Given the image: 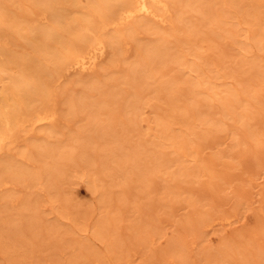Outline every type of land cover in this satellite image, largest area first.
Returning a JSON list of instances; mask_svg holds the SVG:
<instances>
[{
  "label": "bare ground",
  "instance_id": "bare-ground-1",
  "mask_svg": "<svg viewBox=\"0 0 264 264\" xmlns=\"http://www.w3.org/2000/svg\"><path fill=\"white\" fill-rule=\"evenodd\" d=\"M208 3L209 0H0V189L9 185L35 189L33 202L20 199L22 210L33 213L40 202L37 200L44 197L51 208V220L59 222L46 227L55 233L61 230L60 235H73L83 219L81 227L86 226V218H80L79 223L80 212L71 211L82 203L73 202L65 194L67 190L62 194L59 187L68 169H78L74 170L75 177L85 183L91 196L89 203L102 208L90 233L105 246V252L97 255L103 264L121 262L117 250L122 249L123 236L118 224L124 222L120 206L126 203L129 188L150 196L156 192L154 180L165 174L168 194L179 197L187 192L183 185L189 183L187 178L207 176L211 182L218 178L215 167L221 158L243 159L248 150L251 161H257L264 154V9L250 3L241 7L244 15L232 16L227 6L224 13L213 16ZM235 18L238 22L232 24ZM208 25L209 32H204ZM240 31L248 34L247 41H238ZM225 39L228 44H222ZM230 47L236 49V55L228 54ZM129 49L133 50L131 61ZM234 57L238 60L233 63ZM230 62L233 66L226 71L223 64ZM121 63L124 67L117 69ZM157 71L161 72L160 79H156ZM72 72L75 77L66 80ZM142 88L152 95L150 101L141 97ZM149 103L158 130L152 128L145 140L139 123ZM58 119L64 125L73 123L77 127L67 140L53 144L50 139L54 135L63 136L56 126ZM197 126H202L204 133L195 131ZM133 133L141 142L133 143ZM230 135L227 154L213 151L203 156L202 152L215 148V144L223 146ZM242 146L247 149L233 152ZM143 154L147 156L145 160L141 158ZM172 155L177 157L172 159ZM37 161L42 166L33 171L30 163ZM102 176L122 189L114 215L107 210L113 193L105 188L107 182ZM209 183L200 184V189H211ZM16 195L10 190L0 194V200L10 199L9 207L14 208L19 200ZM163 201L167 204L168 196ZM1 206L3 213L5 206ZM21 218L9 220L4 231L0 228V251L8 261L20 249L17 246L22 232L31 234L30 241L35 239L33 220ZM230 218L220 220L224 225ZM218 219L210 216L202 227ZM132 227L143 230L144 223H134ZM227 240L221 238L219 244L225 246ZM75 241L71 238L73 250L81 246ZM179 243L169 246L168 257L181 255ZM64 244L61 246L65 249ZM217 248L222 261L230 257L223 247ZM204 253L201 256L211 263L210 255ZM256 256L246 264H264V255ZM185 261L190 263V259Z\"/></svg>",
  "mask_w": 264,
  "mask_h": 264
},
{
  "label": "rangeland",
  "instance_id": "rangeland-1",
  "mask_svg": "<svg viewBox=\"0 0 264 264\" xmlns=\"http://www.w3.org/2000/svg\"><path fill=\"white\" fill-rule=\"evenodd\" d=\"M250 3L253 5H259L262 7V9H264V0H234V2H230V0H211L210 2L209 0L207 7H210V9L213 11V16L221 15L222 13H224L227 6H229L230 15L234 16V14L239 13V15L241 16V14L244 15L241 7ZM235 21L238 22V18L232 20L231 23L236 24ZM261 25L264 28V20L261 22ZM208 27L209 25L205 29H203L204 32H209ZM242 27L246 26L242 25L241 28ZM220 28H226V26H222ZM237 34L238 41H247L248 34L244 35V32L242 31L238 32ZM224 43L228 44L229 42L225 39L222 41V44ZM233 45L234 47L238 48L237 45L240 44L237 43V45ZM212 46H215V44ZM234 47H230L228 49V54H232L233 56L237 54V51ZM249 55L250 54H248V56ZM128 57L129 61L133 60L132 58L134 57L132 49H129ZM237 60L238 58L234 57L232 59V62L234 63ZM230 63L223 64V67L226 71H230L231 67L233 66V63H231V65ZM118 66L119 68L117 67V69H122L124 67V64L121 63L118 64ZM115 75L118 76L119 74ZM155 76L156 79H160L161 72L157 71L155 73ZM74 77L75 73L72 72L66 76V80H71ZM256 77L257 75L253 76L254 79ZM192 78L193 77H191V80ZM141 91L143 93H140ZM139 93L141 94V97H143L144 101H150L152 95H150L148 91L144 90V88L139 90ZM149 106L151 107L152 103L144 106L142 111L143 114L141 117L142 119L140 118L139 123V132L142 133V138L145 140L147 139L148 132H150L152 128L158 130V128L154 127V121L152 120V118H154V110ZM58 121L59 119L57 120L56 126H58L57 129L61 131V133H63V136L54 135V139H50V142H52L53 144H57L60 141L62 142L67 140L68 136L71 134L70 131L74 132L77 127V125L73 123L64 125L61 120L59 122ZM202 129V126H197L195 128V131L204 133V130ZM132 136L135 137L134 139H132L133 143L141 142L138 134L136 135V133H133ZM220 136L221 140V138L224 136L223 134ZM231 138L232 137L230 135L223 146H217V144H215V148H212L210 150L206 149L202 152L203 156L208 157L210 156V154H214V152L227 154V148L231 145ZM245 149L244 146H242L241 149L236 148L233 152L236 153L238 151L237 153H240ZM141 152L145 153L146 150L141 149ZM245 153L246 155L244 154L245 157L243 159L236 158L234 160H231L228 158H221V161L218 160L219 162L217 161L216 163L220 166L218 165V167H215L218 178L214 179V181L212 182L208 180L207 176H204L202 178L190 177L185 179L189 181V183L183 184L187 192L179 197V194H168V191L166 190V187L168 185V181H166L168 180V178L166 176L168 175L165 174H160V178L157 177V179H155L156 181L154 180V184L152 185L153 190H156V192H154L155 194L153 193L154 195L152 194L150 196H147L145 193H139L137 190L129 188L128 199L124 198L126 203L120 206L124 211V215H122V219L124 220V222L118 224V227L120 228V230L118 231L124 239H122V249L117 250V255L121 259V262L114 261V264H144L145 262V264H185V262L186 264H194V262L197 264H246L245 261L253 260L257 257L256 255H264V154L257 157V161L255 159H253L254 161H251V152L245 150ZM176 157V155L171 156L172 159H175ZM141 158L145 160L147 156L143 154ZM258 161L261 165L257 163ZM251 162H254L253 165ZM30 166L33 171H35L42 165L40 161H37L35 163L33 162L32 164L30 163ZM261 166L263 170H261ZM74 170L78 169L72 166L66 171L65 178L67 180L64 178L61 182V184L63 183L62 186L60 185L61 188L59 187L62 194H64L63 192L67 190L65 194L70 195L73 198V202L77 203L79 201L77 204L82 203L77 208H71V211L72 213L75 210L78 213L80 212L78 222L81 223L80 218L84 217L86 218V226L81 227L82 223L85 221L82 218V223L80 224V226H77V228L73 232V235H60L61 230L55 233L49 229L50 227H46L49 226L50 223L58 225L59 222L51 220V208L44 197H41L37 200V202L40 201L38 204L35 203L36 205L34 207L36 212L34 211L33 213H31L32 211L27 210V212L26 210H22L20 199H26L29 202H33L36 199L34 197L36 193L35 189H28L24 186L14 185H9L3 189H0V194H5L6 192L13 190L14 193L18 195L16 196L19 197V200L16 199L17 201L14 203V208H10V199L5 198L2 201L0 200V207H2L1 205L5 206L4 212L0 213V221L2 220L0 223V228L4 231L6 227L5 224L9 220H18L19 216V218L24 217L27 220H33L36 229L34 232V241H30L31 234L25 233L27 234L25 237V234H23L24 232H22V234L20 235V238L22 240H20L18 246L16 244L17 248L20 247V249H17V254H15V256L12 258L13 260L11 259L13 262L8 261L5 255H3L4 253L0 251V264H6V262L7 264L9 262L10 264H74L73 262L75 260V264H77V262H84V264H103L100 260H98L97 255H102L103 252H105V246L99 241L93 239L90 233L92 223H95L102 214V208L99 204H95L94 202V204L89 203L91 196L86 189V185L85 183H83V181L78 180L77 177H75L76 172ZM173 170H175V167L171 169V171ZM106 178V176H102L104 183H108L110 181L108 178ZM68 182H71V184ZM207 182L211 183L210 186H212V188L204 191L200 189V184H206ZM107 183L104 184L105 188L107 187L106 189L109 190L110 193H113L111 194L112 202L109 207L110 209L107 210L111 212V215H114V213L118 211L117 206H119L116 199L120 197L122 189L120 187L112 186L110 182L108 184ZM176 191L179 190L176 189ZM32 196L34 198H32ZM166 196H168L169 201H167V204H164L165 201H163V198H165ZM190 199H192L193 202ZM187 201H190L191 203H189L193 204V206H191ZM194 202L196 203L195 205ZM88 203L90 205H88ZM190 207L194 209H191ZM145 209H148V211L143 212V210ZM87 212H91L90 216H88V214L86 215ZM7 214L9 216L11 215V217L8 219H6V217L8 216ZM20 214L22 216H20ZM16 215L17 218H15ZM210 216L213 218L217 217V219H219L218 221L216 220L214 223H212L210 226L203 228L202 223L207 222V219ZM224 217L231 218L228 223H224L223 225V222H221L220 218ZM4 218L6 221L4 220ZM41 220L45 221L42 222ZM233 221L235 222L234 224ZM134 223H144V229L140 230L136 227L130 228V225ZM145 223L147 224V227ZM127 226L129 227L127 228ZM224 237L226 239L229 238V240L224 243L225 246H221V244L219 243H221V238L223 240ZM71 238L74 241L76 239L74 244L78 245L80 243L81 245L76 250L71 249L73 247L70 246L71 244H73L71 242ZM145 241L147 242L145 243ZM178 241L180 242L179 246H182L180 247L182 250L181 255H173V257H168V255L170 254L169 246L176 244ZM62 244H64L65 249L62 248ZM25 245L27 247H25ZM217 247H223V250L225 252H228L230 256L227 259H223L224 262L220 259V255L217 253L218 251H216L218 250ZM184 251H186L185 254ZM204 252H207L208 256L210 255L208 261L212 260L211 263H208L206 261L207 259L201 256V254L203 255ZM163 254H165L164 257L162 256ZM180 256H183L184 262L179 260ZM188 258L190 259V263H188L189 261H185L189 260ZM5 259L7 261H5ZM126 260H128L129 263Z\"/></svg>",
  "mask_w": 264,
  "mask_h": 264
}]
</instances>
